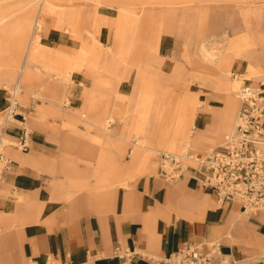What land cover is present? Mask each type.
Returning a JSON list of instances; mask_svg holds the SVG:
<instances>
[{
	"label": "crops",
	"instance_id": "crops-1",
	"mask_svg": "<svg viewBox=\"0 0 264 264\" xmlns=\"http://www.w3.org/2000/svg\"><path fill=\"white\" fill-rule=\"evenodd\" d=\"M42 1L44 5L46 0ZM93 1L98 7L105 4L107 8L117 9L109 5L112 4L110 0ZM155 1L151 0L149 4ZM153 8L144 6L142 11L155 13ZM119 9L137 12L133 7V10L130 7ZM79 11L78 7H73L63 13ZM36 24L29 38L31 12L23 20L0 16V53L4 41H9L10 48L4 59L10 69L0 70V116L8 105L10 94L2 82L12 79V66L20 64L19 80L27 89L41 80L38 63H42L64 79L57 83L45 81L54 94L47 102L53 108L62 109L60 97L65 98L78 113L82 112L83 118L86 101L76 87L83 83L82 62L69 61L61 58L60 53H53L43 37L34 33ZM155 34L153 42L161 37L159 33ZM262 41L261 47L256 48L252 40L244 36L233 45L231 53L219 51L217 57L212 53L216 51L200 44V63L192 70L207 76L189 78L191 94L186 93L179 100V103L183 98L197 102L191 128L194 131L192 144L187 146L179 140L177 133L167 139L162 136L165 142L161 143L171 150L181 143L186 149L202 147L212 140L211 133H224L231 129L233 121L236 124L239 82L229 78V70L238 62L248 71H255L257 62L264 58V39ZM153 50H158V42ZM164 64L170 68L169 61ZM117 71L115 69L113 73L117 74ZM141 82L146 93L141 104L143 122L153 106L155 83L147 78ZM234 82L238 85L237 90L229 87ZM71 84L74 85L70 89L71 97H65L62 89ZM112 84L109 79L104 82L107 89L115 88ZM212 90L219 91L224 97V103L216 110L211 100L204 96ZM119 94L128 95L126 91ZM40 108L39 105L33 112L27 109L33 129L29 149L7 148L13 167L0 185V264H27L31 260L39 264L48 261L57 264H165L159 259L186 242L220 243L221 256L214 264H264V212L246 213L235 201L219 202L212 190L199 181L196 162L189 164L187 175L169 182L161 175L159 155L157 165L153 159L141 167L138 164L144 155L139 150H133L132 157L127 159L118 156L106 160L103 154H88L85 146L89 143L82 139L79 142L82 149L72 150V140L51 132L56 127H52V122L42 120ZM108 108L107 102L102 115H97V119L92 116L96 121L84 120L110 133L108 126L114 116ZM89 113L96 114L95 111ZM177 122L172 120V124ZM189 126L187 124L186 128ZM124 127L123 134L113 135L121 140L131 135L130 125ZM137 129L134 132L137 133L136 144L140 139L138 135L143 133L142 124L138 123ZM8 130L11 137L19 133L16 125H10ZM195 154L197 158L202 156ZM107 161L114 163L105 164ZM118 247L134 251V258L118 257Z\"/></svg>",
	"mask_w": 264,
	"mask_h": 264
},
{
	"label": "rangeland",
	"instance_id": "rangeland-1",
	"mask_svg": "<svg viewBox=\"0 0 264 264\" xmlns=\"http://www.w3.org/2000/svg\"><path fill=\"white\" fill-rule=\"evenodd\" d=\"M150 1L110 0L112 4L109 5L117 8L112 9L105 7V4L98 7L93 0H46L44 5L42 0H0V16L23 20L32 13L29 38L34 23H37L34 33L43 37L53 53H60L61 58L69 61L82 62L83 83L76 87L86 101L83 108L85 116L82 118V112L78 113L65 98L60 97L63 101L62 109L53 108L47 102L54 94L47 88L45 81L57 83L64 82V79L42 63H38V73L42 78L33 87L23 88L19 80L18 63L12 66V79L2 82L3 86L11 91L16 83H20L22 93L18 98L21 104L30 112L40 105L38 111L41 112L42 120L54 124L52 127L56 128L50 131L57 137L71 139L72 150L80 148V139L89 143L85 146L88 154H103L106 160L118 156L127 159L132 157L133 150H139L144 155L141 164H138L141 167L153 159L157 165L160 151L184 153L193 150L202 155L209 153L228 134L233 133L235 121L226 132L211 133L212 140L202 147L191 146L186 149L184 143H181L175 150H171L167 144L161 143L165 142L162 136L167 139L172 133H177L179 140L186 142L187 146L191 145L194 138L191 128L197 102L183 98L181 103L185 107L178 115L177 111L180 98L186 93L191 94L189 78L207 76L192 70L200 59V44H206L209 50L216 51L212 52L213 57H217L219 51L231 53L233 45L244 36L252 40L253 47L260 48L264 39V0H156L149 4ZM144 6L149 9L154 7L155 13H143ZM73 7H78L79 13H63ZM122 7H133L137 12L119 9ZM155 32L161 37L153 42ZM157 42L158 50L154 51ZM8 46L9 41H4L0 53V70L4 72L10 69L8 61L4 60L9 55ZM166 61L170 62V68H166ZM256 66L255 71H248L241 63L233 64L229 78L239 82L238 90L241 85L238 74H244L248 79L258 78L264 73V58ZM115 69H118L117 74L113 73ZM144 78L154 82L155 89L151 103L153 106L148 118L142 122L141 104L146 98L141 86ZM108 79L113 81L115 88L105 87L104 82ZM121 84L123 88L120 89ZM72 86L67 85V88L62 89L65 97H71ZM124 91L128 93L127 96L119 94ZM204 96L211 100L215 110L224 103V97L219 91H207ZM107 102L108 110L114 116V121L108 126L110 133L84 120L96 121L92 116L97 119V115H102ZM240 105L237 95L236 116ZM89 111H95L96 114ZM174 117L178 122L173 125ZM138 123L142 124L143 133L138 135L140 139L136 144L137 133L134 132L138 131ZM128 124L132 130L131 135L125 136L124 140L115 136L123 134L124 126ZM187 124L189 128H186ZM106 163L111 165L114 162Z\"/></svg>",
	"mask_w": 264,
	"mask_h": 264
},
{
	"label": "built area",
	"instance_id": "built-area-1",
	"mask_svg": "<svg viewBox=\"0 0 264 264\" xmlns=\"http://www.w3.org/2000/svg\"><path fill=\"white\" fill-rule=\"evenodd\" d=\"M238 75L241 105L234 132L199 158L192 150L184 153L160 151L161 175L169 182L177 181L188 174L189 164L194 161L198 165L196 175L199 181L212 190L219 202L235 201L246 213L264 212V73L256 79ZM21 93V85L16 83L0 116V185L13 167L7 148L12 146L27 151L30 147L32 130L28 110L18 98ZM10 125L19 129L14 137L9 135ZM116 255L131 260L135 252L118 247ZM219 256L221 245L218 242H186L170 255L160 258L159 262L214 264ZM27 264L39 263L31 260ZM44 264L57 263L48 261Z\"/></svg>",
	"mask_w": 264,
	"mask_h": 264
},
{
	"label": "bare ground",
	"instance_id": "bare-ground-1",
	"mask_svg": "<svg viewBox=\"0 0 264 264\" xmlns=\"http://www.w3.org/2000/svg\"><path fill=\"white\" fill-rule=\"evenodd\" d=\"M33 36H34V35H33ZM34 49H35V48H34ZM34 51H35V50H34ZM206 56H207V55H206ZM229 87H232V90H237L238 85H237L236 82H234L233 84L231 83ZM21 89H22V88H21ZM184 107H185V104H182L181 102L178 104L177 115H178V113H179L181 110H183ZM176 117H177V116H176ZM176 117H174V119L177 120ZM236 124H237V120H236ZM236 124H235V127H236ZM29 125H30V124H29ZM173 125H174V124H173ZM173 125H172V127H173ZM30 128H31V126H30ZM31 130H33V129L31 128ZM234 130H235V128H234ZM164 138H165V136H164ZM190 144H192V143H190Z\"/></svg>",
	"mask_w": 264,
	"mask_h": 264
}]
</instances>
